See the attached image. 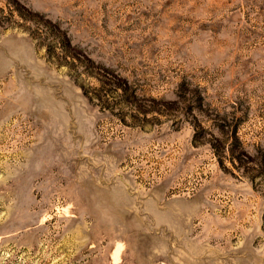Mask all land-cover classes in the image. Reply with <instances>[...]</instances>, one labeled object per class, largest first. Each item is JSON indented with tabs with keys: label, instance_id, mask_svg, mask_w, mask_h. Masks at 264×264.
I'll return each instance as SVG.
<instances>
[{
	"label": "rangeland",
	"instance_id": "374dc122",
	"mask_svg": "<svg viewBox=\"0 0 264 264\" xmlns=\"http://www.w3.org/2000/svg\"><path fill=\"white\" fill-rule=\"evenodd\" d=\"M0 264H264V0H0Z\"/></svg>",
	"mask_w": 264,
	"mask_h": 264
}]
</instances>
